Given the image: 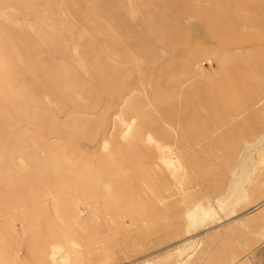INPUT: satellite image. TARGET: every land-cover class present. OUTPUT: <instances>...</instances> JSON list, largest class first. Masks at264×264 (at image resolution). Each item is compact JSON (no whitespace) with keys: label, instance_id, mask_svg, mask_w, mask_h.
<instances>
[{"label":"rangeland","instance_id":"rangeland-1","mask_svg":"<svg viewBox=\"0 0 264 264\" xmlns=\"http://www.w3.org/2000/svg\"><path fill=\"white\" fill-rule=\"evenodd\" d=\"M117 112L184 175L97 148ZM262 136L264 0H0V264H264L263 220L225 210Z\"/></svg>","mask_w":264,"mask_h":264},{"label":"bare ground","instance_id":"bare-ground-1","mask_svg":"<svg viewBox=\"0 0 264 264\" xmlns=\"http://www.w3.org/2000/svg\"><path fill=\"white\" fill-rule=\"evenodd\" d=\"M136 61L138 60L136 59ZM190 62L191 65L189 69V75H191L192 77L199 76V70L194 67V59L190 60ZM131 76L132 74H129L126 78L129 79ZM210 79L212 78L210 77ZM131 91L134 90L132 89ZM126 96L127 94L121 93L120 95H116L114 97V101L117 100V105L121 109L127 102L125 100ZM114 115L115 116L111 118L108 127L106 128L103 138L99 140L97 148H100L103 151L110 150L112 145L111 139L113 138V145H115L117 148H128L145 153V158L140 161V166L149 168V170L153 171L155 174L159 176L162 175L164 178H166L168 174L171 176V178L174 179H177L180 176L184 175L186 169L184 167V164L182 163L181 155H178V152L175 151L174 146L164 141L165 137L162 134H158L153 130L139 129L137 119L132 116H126L123 114V112H117ZM95 145L96 144H94V141L88 140L86 146L88 147V149H95ZM86 146L84 147V150H86ZM88 162L93 163L92 161ZM128 170H131V167H127L126 169H124V172ZM179 183H181V181ZM105 187L109 188V185H105ZM92 190H94L93 186H91L89 191ZM54 196L55 195H53V197ZM89 208L92 210L93 214H96V210H94L95 208L97 209L96 206L92 205V208ZM89 208L86 206L85 208L78 207L79 214L84 215L86 212H88ZM263 234L261 233V235L264 237Z\"/></svg>","mask_w":264,"mask_h":264},{"label":"crops","instance_id":"crops-1","mask_svg":"<svg viewBox=\"0 0 264 264\" xmlns=\"http://www.w3.org/2000/svg\"><path fill=\"white\" fill-rule=\"evenodd\" d=\"M263 139L264 136L259 137L254 141L246 142L233 163H240V166H245L244 163H251L254 160L256 161L255 152L259 154L262 153L263 146H261V142ZM246 181L247 175L244 170H242L236 176L233 186L228 191L229 197L233 196L234 198L233 200L231 199V201H229L230 204L226 206L225 210L227 211L228 209L226 215H233L239 210L245 209L242 213L236 214L235 217L230 218L228 220L229 223L238 221L239 224L248 226V224L253 225L251 222L254 223V221L261 223V220H263L262 222H264V184L258 179L256 184H253L250 189H247L245 186ZM240 205L241 207H239ZM261 233L262 232H260V236L263 238Z\"/></svg>","mask_w":264,"mask_h":264}]
</instances>
